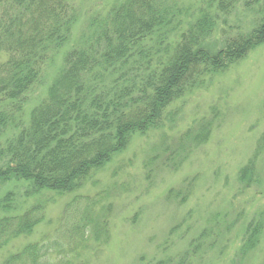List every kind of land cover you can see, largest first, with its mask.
Returning <instances> with one entry per match:
<instances>
[{"label":"rangeland","instance_id":"374dc122","mask_svg":"<svg viewBox=\"0 0 264 264\" xmlns=\"http://www.w3.org/2000/svg\"><path fill=\"white\" fill-rule=\"evenodd\" d=\"M115 1L71 0L79 14L71 40ZM162 2L184 20L212 11L205 39L212 52L236 33L248 35L264 24V0ZM62 55L60 50L47 62L40 80L17 103L19 111L0 103L6 118L29 120ZM194 74L179 82L187 84ZM205 76L207 81L172 99L161 128L133 135L78 190L54 195L29 235L0 243V264L27 244L47 249L37 264H49L46 256L70 264H264V39ZM8 125L2 144L15 134ZM13 185L0 186V197L11 189L17 205L34 201L25 183ZM81 217L93 222L81 228L83 241L75 245L73 229ZM31 258L20 260L31 264Z\"/></svg>","mask_w":264,"mask_h":264},{"label":"trees","instance_id":"16d2710c","mask_svg":"<svg viewBox=\"0 0 264 264\" xmlns=\"http://www.w3.org/2000/svg\"><path fill=\"white\" fill-rule=\"evenodd\" d=\"M214 16L201 10L184 20L162 0H116L103 16L90 17L71 40L79 17L71 0H0L4 108L19 111L17 103L40 80L47 62L63 50L27 122L0 112V136L10 127L8 122L15 130L12 138L0 142V186L23 182L26 194L36 195L29 205H17L11 189L0 197V243L29 235L54 195L78 190L124 150L133 135L161 128L170 117L165 111L172 99L183 97L184 91L207 81L206 74L225 69L264 39L261 24L248 35L236 33L212 52L205 39ZM186 73L195 76L183 85L179 81ZM77 222L75 245L83 241L81 228L93 220L88 224L81 217ZM15 254L2 264H25L20 259L28 256L37 264L47 249L27 244ZM46 259L49 264L70 262Z\"/></svg>","mask_w":264,"mask_h":264}]
</instances>
